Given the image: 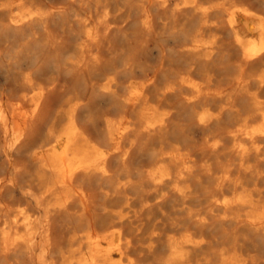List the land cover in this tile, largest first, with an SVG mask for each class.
Returning a JSON list of instances; mask_svg holds the SVG:
<instances>
[{"label":"bare ground","instance_id":"1","mask_svg":"<svg viewBox=\"0 0 264 264\" xmlns=\"http://www.w3.org/2000/svg\"><path fill=\"white\" fill-rule=\"evenodd\" d=\"M0 264H264V0H0Z\"/></svg>","mask_w":264,"mask_h":264}]
</instances>
